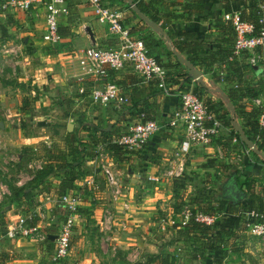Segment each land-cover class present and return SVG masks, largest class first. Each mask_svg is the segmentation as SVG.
Returning <instances> with one entry per match:
<instances>
[{
    "label": "crops",
    "instance_id": "crops-1",
    "mask_svg": "<svg viewBox=\"0 0 264 264\" xmlns=\"http://www.w3.org/2000/svg\"><path fill=\"white\" fill-rule=\"evenodd\" d=\"M102 1L116 10L124 6L122 23L132 37L139 39L147 32L152 33L156 43L147 50L167 70L170 94H163L156 82L145 83L142 77L130 68H125L111 72L110 81L118 85L129 98L128 105L120 108L114 104L94 105L86 95H79L82 87L90 89L93 85H101L83 76L85 50L90 47L117 49L121 41L119 35L113 34L107 25L97 21L85 0H67L62 6L58 19L60 41L57 44H50L43 39L47 30L43 6L26 12L0 14V38L6 41L3 46L5 52L1 49L0 65H5L6 69L10 68L9 63L14 65V93L17 98L18 94L24 93L20 113L9 112L7 119L0 121V134L8 135L7 131L11 130L17 139L16 146L32 155L41 151V171L30 169L29 164H37L30 160L28 172L21 179H29L33 186L35 179H48L43 186H32L34 189L26 190L33 193L32 204H29V199L14 202L3 212L9 204H1L0 239L3 244L0 264H54L51 262L54 237L65 216L64 208L57 198L75 192L82 193L84 197L81 220L74 229L68 257L58 264H145L149 257L161 253L172 255L179 264H264V244L261 243L264 239L251 236L244 226L248 220L247 213L253 208L249 197L254 195L261 198L264 193V189L261 193L254 191L252 182L253 179H261L264 159L253 152L242 154V147L230 142L228 132H222L221 138L214 140L208 147L193 148L184 166V179H204V182L209 179L207 181L210 183H205L207 190L218 179L216 186L219 185V190L216 187L213 190L221 193L211 197L212 203L223 205L226 210L216 214L218 219L215 225L217 231L224 227V232L229 236L228 245L221 253L205 252V261L195 259L191 244L180 239L178 230H173L165 236L166 239H161L162 234L157 231L155 223L157 216L167 211L162 201L175 193L176 183L171 181L159 186L147 181L148 177L174 167V152L182 132L179 128H169L167 124L178 105V89L183 83L190 82L192 88L200 85L203 98L217 103L239 125L241 121L235 116V107H243L244 111L250 112V100L239 98L238 93L232 92L234 82L231 81L238 79L243 85L256 87L262 84L260 70L249 67L244 60L230 64L229 60L222 57L224 52L221 51L232 47L233 41L226 44L227 34L218 26H229L222 21L225 14L239 11L242 16H247L255 0H200L202 11L192 18L185 11L186 0H136L148 5L147 14L155 15L158 27L164 26V30L160 31L162 34L150 27L141 17L143 15L132 9L135 0ZM165 32L194 35L193 38L186 36L185 42L199 44V56L217 54L209 67L200 65L194 68L202 75L200 82L193 81L190 69L178 61L177 55L187 61V49L176 54L173 47L176 38L169 39ZM230 33L234 40L233 30ZM10 53L14 54L11 58ZM222 71L229 72L231 76L225 83L219 80ZM173 78H177L176 84ZM141 114H145L146 119L156 121L160 127L143 151L137 154L122 151L113 155L107 147L104 149L109 155L112 170L122 182L120 197L112 205L110 190L98 165H85V161L94 155L85 156L82 160L77 153L79 148L97 150L104 146V143L98 142L99 129L110 131L112 137L117 136L125 131L126 126L138 122ZM69 125L73 127L71 132L68 131ZM244 148L247 147L244 145ZM58 154L64 158L60 160L56 157ZM253 154L263 162L253 157ZM73 161H81L77 169H70L68 164ZM238 162L243 163L242 168L237 166ZM219 166L226 168L223 171L218 169ZM45 169H53L48 178L42 174ZM232 173H236V177H230ZM90 178H94L102 188L100 199L95 204L90 202L85 185ZM185 184H182L183 191L189 190ZM8 191L11 194V188ZM233 191L237 192V198ZM108 205H111L113 218L110 230L105 231L102 217ZM27 207L31 208L30 212L45 209L46 220L39 224L49 236L47 241L4 237L7 224L21 215L20 211L26 212ZM1 224L4 226L1 227Z\"/></svg>",
    "mask_w": 264,
    "mask_h": 264
},
{
    "label": "built area",
    "instance_id": "built-area-1",
    "mask_svg": "<svg viewBox=\"0 0 264 264\" xmlns=\"http://www.w3.org/2000/svg\"><path fill=\"white\" fill-rule=\"evenodd\" d=\"M67 0H0V14L10 11H30L38 6L45 9L46 33L44 41L50 44H57L60 41L58 19L62 13L61 8ZM92 9L97 21L102 25H107L108 29L119 35L121 38L117 49H99L90 47L84 52L83 76L89 77L100 86L93 85L90 89L84 87L79 89V95H86L94 105L107 106L114 104L116 107L128 105L130 100L124 95L118 85L110 81V73L118 72L125 68H130L134 73L142 77L145 83L156 82V86L163 94H170L171 87H168V73L155 58L149 55L148 50L142 40L131 36L123 21L124 10L112 9L103 4L102 0H85ZM258 2L262 0H256ZM258 23L247 22L238 11L225 14L222 20L229 23L234 34L232 54L229 61L233 58L244 60L249 67L259 69L260 78L264 82V6L259 5ZM246 55V58H244ZM85 65V64H84ZM219 80L225 82L224 73H220ZM194 81V80H193ZM192 81V82H193ZM190 83V82H189ZM183 83L178 89V105L169 117L167 126L171 129H180L181 139L174 152V167L163 170L157 175L147 178L153 184H159L163 179L170 181L184 178V166L187 163L193 148L197 146L208 147L214 140L218 139L222 132L230 134L229 140L233 145L241 146L235 136H231L229 129H226L222 122L211 112L205 103L194 94L191 84ZM177 87V86H176ZM178 88V87H177ZM85 97V96H84ZM248 107L258 111V125L264 131V86L261 93L250 100ZM159 125L156 121L146 119L145 114H141L138 122L126 126L125 131L110 139V144L122 149L127 154H137L143 151L148 141L154 136ZM103 147L95 151L94 157L85 161V165L97 166L103 173L107 188L110 190V204L116 202L120 197V184L118 175L111 168L109 155ZM249 148L242 147V154L248 155ZM35 165L29 164V168ZM40 167H38V170ZM29 181V179H27ZM25 180L19 179L17 187H23ZM90 202L95 204L100 199L102 192L101 185L90 178L85 182ZM82 193L75 192L63 194L59 197V203L64 208V219L59 226L58 232L54 237V252L51 262L58 264L65 260L71 250V238L74 229L81 220V206L84 202ZM264 204V193L261 196ZM39 205H42L39 203ZM111 205L105 207L102 219L103 230L109 231L112 221ZM248 220L245 228L251 236L264 239V212L247 213ZM218 215H205L186 205L178 214L164 211L158 215L156 220L157 231L161 234L170 233V230H177L185 227L191 220L207 226L214 225ZM256 219V221L254 220ZM46 220L45 209H36L27 215L16 217L10 221L4 233L8 239L30 238L38 242H45L49 239L47 233L41 229L39 222ZM255 221V222H254ZM3 240L0 239V263L2 255Z\"/></svg>",
    "mask_w": 264,
    "mask_h": 264
},
{
    "label": "trees",
    "instance_id": "trees-1",
    "mask_svg": "<svg viewBox=\"0 0 264 264\" xmlns=\"http://www.w3.org/2000/svg\"><path fill=\"white\" fill-rule=\"evenodd\" d=\"M186 1H187V3L185 4V11L189 17L192 18L193 16H195L196 13H199L202 11V6L200 5V0H186ZM134 3H135V8L137 9L139 14L143 15L149 23L156 25L159 31L162 32V30H164V26L162 27V25H160V27H158L159 22H158V19L155 17V15L149 16L147 14L148 13V10H147L148 5L142 3L141 1H136V0L134 1ZM263 3H264V1H263ZM263 3H262V1L258 2L255 0V2H253V4H252V8L250 10V13L247 14V16H242L243 19L247 22L254 23L257 25L258 17H259L258 16L259 5H264ZM123 7L120 8V10L125 9ZM224 23H226V22H224ZM226 24H228L229 26H227V25L225 27H219L218 26V28H221L222 31L224 32V34L225 33L227 34V39H225L227 41L226 44H231V42L234 41L233 37L230 33L232 31V27L229 23H226ZM165 34L169 39L176 38V41L173 42L174 52L176 54H178V53L181 54L184 50L187 49L186 50V52L188 54L187 61L189 63H191L193 68H196V67L198 68V67H200V65H201V67H209L212 63L214 56L217 55L216 54V55H209V56H206V55L199 56V52L201 50L200 45L197 43L186 44V42H185L186 36H190L193 38L194 35H190L188 33H182V32H180L178 34L165 32ZM139 39L144 42L146 49L152 48V46L156 43L154 36L152 35L151 32L145 33L144 35L140 36ZM231 46H232V44H231ZM221 52H224L222 57L228 61L229 57H231V54H232V47H230L227 51H221ZM244 58H246V55H244ZM155 60H156V58H155ZM229 62H231L230 64L240 63L241 60L233 58ZM222 72L224 73V78H225V82H226L227 78L229 80V78L231 77L230 73L228 72V74H227V72L225 73V71H222ZM176 79L177 78L172 79V81L175 84L177 81ZM231 82H234V83H232V90L231 91L232 92L235 91L236 93H238L239 98H244L247 100H251L252 98L257 97L261 93L263 86H264L263 81H261L262 84H258L256 87L251 86V85H247V84L243 85L238 79L235 81L233 80ZM177 87H179V83L177 84ZM202 91L203 90H202V87L200 85L193 86L194 94L197 95V97H199L205 103L207 108L215 114V116L222 122L223 126L226 129H229L231 136H235L240 141L239 135L233 129L232 119L229 118L226 110L223 109V111H222L221 108H219V105L217 103H213L209 98H205V97L203 98V92ZM235 108L237 109V111H235V116L237 117L238 120L241 121L240 125H241V129H242L243 133L251 142H253L256 145L258 151H260L261 154L264 156V131L262 129H260V127L258 125V111L256 109H252V110H250V112H246V111H244L243 107L238 106ZM97 133H98V142H102V143L106 144L107 149L109 151H111L113 155H117V154L122 152L121 148H119L115 145H111L109 143L110 139L113 135L112 133H110V131L99 129L97 131ZM104 135H106V136H104ZM221 136L218 139H220ZM240 147H244V145L241 143ZM87 156H90V155H87ZM253 157H255L258 161H262L259 159L260 157L255 156L254 154H253ZM83 158H81V159L83 160ZM73 163H75L76 165H73ZM80 164H81V161H77V162L73 161L72 163H70L68 165H69L70 169L71 168L77 169ZM225 168L226 167H223V166L218 167V169L223 170V171L225 170ZM42 172H43L42 173L43 176H45V177L47 176V178H48L53 173V169H49L48 171L45 169ZM231 176L236 177V173H232L230 175V177ZM37 178H39V177H37ZM47 180L48 179H35L33 181V184H35L34 186L29 185L28 187H26L24 189L12 187L11 188V196L8 198L9 201H7V204H9V205H7L2 210V212L6 211L5 209L8 208L11 203L21 202L22 200H25V199L30 200L31 195L33 193L31 191L26 192V190L28 188L34 189L33 187H37L40 185L43 186ZM174 186L176 187V184ZM249 199H250L251 205L253 206V208H251V211L249 210L250 212H255V213H263L264 212V204L262 203L261 198L252 195L249 197ZM212 200H213L212 198L209 199V198L203 197L201 195V198H198L193 203V207L195 206L196 207V208H194L195 210H197L200 213H203L205 215H216V214L221 213L224 210H226L225 209L226 207L223 205H214L212 203ZM29 204H32V202L31 203L29 202ZM247 208H248V206L244 207L245 210ZM246 212H248V211H246ZM254 220L256 221V219H254ZM245 224H246V222H245ZM245 224H244V226H245ZM216 228L217 227L215 224L211 225V226H207L204 224L196 223L193 220H191L185 227H183L181 229H177V230H178V234L180 236V239H182L185 242H189L191 244L193 257L195 259L199 258V260L205 261V258H204L205 252L219 251L221 253L223 251V248L227 247V245H228V237L229 236L227 235V233H225L226 231L224 232L225 228L223 227L222 229H219V231H217ZM71 245H72V243H71ZM150 263L179 264V262L176 261V259H174V257L168 253H166V254L161 253L157 256L149 257L146 260L145 264H150Z\"/></svg>",
    "mask_w": 264,
    "mask_h": 264
},
{
    "label": "rangeland",
    "instance_id": "rangeland-1",
    "mask_svg": "<svg viewBox=\"0 0 264 264\" xmlns=\"http://www.w3.org/2000/svg\"><path fill=\"white\" fill-rule=\"evenodd\" d=\"M5 44H6V41H3L0 38V53H1L2 48H3L2 51H4L3 46H5ZM10 54H12V53H10ZM13 56H14V54L10 55V58ZM15 60H17V59H15ZM9 66H10V68L6 69L7 67L5 65H3V66L0 65V121H5L7 119V116H9V112H11L12 114L20 113V102H21L22 97L24 96V93L21 95L18 94L19 98H17V96L15 95V93H14V91L16 90L14 87L15 85L14 86L12 85V83H15L13 70H12L14 65L12 63H9ZM9 81H14V82H9ZM25 111H27L26 108H25ZM7 132L9 133L8 135L7 134L6 135L0 134V182L3 183V184H0V209H1L4 202L9 201L8 198L11 196V194L9 193L10 191H8V189L12 188L11 183H13L14 187L16 188L17 187L16 186L17 181L19 179L23 178L25 176V173L28 172L27 170H28V164L30 163V160L37 163L34 167V168H37L36 171H41V170H38V167L40 165L39 160H40V157H42V156H40L41 151L37 152L36 155L34 154L36 152H33L34 155H32L31 152L30 153L25 152L23 150V148L16 146L17 139H15V136H13L12 131L8 130ZM0 133H1V131H0ZM53 149H55V151H56V148H53ZM42 151L44 152V150H42ZM95 151L96 150L91 148V147L89 149L79 148L77 154L79 155V158L81 159L87 155H90V156L95 155ZM60 155L61 154H58L56 157L59 158L60 160H62L64 158V156H62V155L60 156ZM237 166L242 168L243 163L238 162ZM262 166H263V168H262L263 172L261 173L262 174L261 179H253L252 180V182H254L253 183V189L257 193L258 192L261 193V191H263V189H264V165H262ZM15 175H17L18 177H16ZM24 180H25V182H24L23 187H20L23 189L30 185V182L27 179H24ZM207 180H209V179H206V182H204V179L201 180V179H184L183 178V179L177 180V182H176V180L172 181V182L176 183V191L174 194H171V196L168 199H164V201H162L163 204L166 206L167 211L170 212L171 214L172 213L178 214L180 212V210L182 208H184L186 205H188L192 208H196L195 206L193 207V203L198 198H201V195L203 197H208L210 199L211 197H214L215 194H220L221 192L219 193V192H217V190H213V189H215V187L217 188L219 186V185L216 186L218 179L215 180V183L213 182V185L210 186L211 188L209 190L206 189V184L210 183V181H207ZM212 180L213 179H211V181ZM169 182L171 183L170 179H163L158 185L160 186V185H163V184H166ZM185 182H186V184H185ZM121 183L119 180L120 185H121ZM182 184H185L186 187H189V190L184 189V191H183L182 190V187H183ZM17 188H19V187H17ZM204 189H206L205 194H203V191H205ZM57 199L59 200V196ZM30 201L32 202L31 198H30ZM100 202H101V200H100ZM30 210H31V208L27 207L26 212L20 211L21 215H18V216L27 215L28 213H30ZM13 220H14V218H13ZM3 226L4 225L1 224V227H3ZM5 230H6V227H5ZM170 232H173V230H170ZM166 235L168 236V233H166L165 235L162 234L161 239H163V238L166 239V237H165ZM261 243L264 244V241H262ZM262 248H263V246L260 249H262Z\"/></svg>",
    "mask_w": 264,
    "mask_h": 264
},
{
    "label": "water",
    "instance_id": "water-1",
    "mask_svg": "<svg viewBox=\"0 0 264 264\" xmlns=\"http://www.w3.org/2000/svg\"><path fill=\"white\" fill-rule=\"evenodd\" d=\"M131 7H132L133 10H136V12L138 13V11H137V9L135 8V5H134V4H132ZM138 14H139V13H138ZM140 16H141V15H140ZM141 17L146 21V23H148V24L150 25V27H152L153 29H155V30L158 31V28H157L156 25L149 23V22H148L143 16H141ZM158 33H159V34H162L160 31H159ZM177 58H178V61H180L181 63L185 64V65L190 69V72H191V74L193 75V80H194L195 82H200V81L202 80V75H201L196 69H194V68L190 65V63H189L188 61L184 60V59H183L181 56H179V55H177ZM0 126H2V125H0ZM232 126H233L234 131H236V133L239 135L241 142H242L247 148H249V149L251 150V152H253V153L259 155L260 157H262V158L264 159V156L261 154L260 151H258L256 145H255L253 142H251V141L245 136V134L243 133V131H242L241 127H240V125H239L234 119H232ZM72 129H73L72 125H69V127H68V131L71 132ZM225 189H226V187H225ZM232 190H233V189H232ZM233 195H234L235 198L238 197V194H237L236 191H233ZM229 197H230V196H229Z\"/></svg>",
    "mask_w": 264,
    "mask_h": 264
},
{
    "label": "flooded vegetation",
    "instance_id": "flooded-vegetation-1",
    "mask_svg": "<svg viewBox=\"0 0 264 264\" xmlns=\"http://www.w3.org/2000/svg\"><path fill=\"white\" fill-rule=\"evenodd\" d=\"M232 189V188H231Z\"/></svg>",
    "mask_w": 264,
    "mask_h": 264
}]
</instances>
